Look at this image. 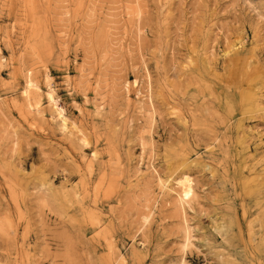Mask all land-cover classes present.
<instances>
[{"label": "rangeland", "instance_id": "rangeland-1", "mask_svg": "<svg viewBox=\"0 0 264 264\" xmlns=\"http://www.w3.org/2000/svg\"><path fill=\"white\" fill-rule=\"evenodd\" d=\"M0 264H264V0H0Z\"/></svg>", "mask_w": 264, "mask_h": 264}, {"label": "bare ground", "instance_id": "bare-ground-1", "mask_svg": "<svg viewBox=\"0 0 264 264\" xmlns=\"http://www.w3.org/2000/svg\"><path fill=\"white\" fill-rule=\"evenodd\" d=\"M51 93H53V92L51 91ZM57 110H58V112H57V118L60 120L61 126L64 127L65 126V123H66V118L62 114V109H58V107H57ZM181 183L186 188L185 192L188 193V190L190 188L189 187L188 177L183 178V180H182Z\"/></svg>", "mask_w": 264, "mask_h": 264}]
</instances>
